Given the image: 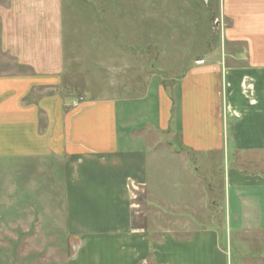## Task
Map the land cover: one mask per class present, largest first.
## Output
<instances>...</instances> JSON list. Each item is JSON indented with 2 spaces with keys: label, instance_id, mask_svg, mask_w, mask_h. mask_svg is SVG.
<instances>
[{
  "label": "crops",
  "instance_id": "crops-1",
  "mask_svg": "<svg viewBox=\"0 0 264 264\" xmlns=\"http://www.w3.org/2000/svg\"><path fill=\"white\" fill-rule=\"evenodd\" d=\"M77 35L109 54L93 92L65 85ZM0 158L53 162L67 264H228L203 181L220 168L222 230L264 239V0H0ZM172 165L185 221L151 206Z\"/></svg>",
  "mask_w": 264,
  "mask_h": 264
},
{
  "label": "rangeland",
  "instance_id": "rangeland-1",
  "mask_svg": "<svg viewBox=\"0 0 264 264\" xmlns=\"http://www.w3.org/2000/svg\"><path fill=\"white\" fill-rule=\"evenodd\" d=\"M78 12L73 10V17H68L71 26L76 27L78 23L79 25L85 23L83 19L86 15ZM88 22L91 23L89 16L86 23ZM79 38L80 35H77L68 39V59L72 61L70 64L66 62L65 85L76 93L93 92L96 88H101L100 83L108 85L107 74L101 77L102 73L99 70L104 66L109 67L110 62H107L109 54L105 52L103 53L105 55L96 56L95 51L99 50V47H93L91 40ZM97 57L100 60L104 57L105 59L96 64L94 60ZM185 65L186 63L158 64L166 71L174 69L175 75H179ZM94 69L95 72L92 71ZM130 75L111 81L123 83L125 86L133 82L129 78ZM134 87L136 88L135 85ZM150 91L154 92V85ZM187 161L191 168L196 166V159L193 156L190 155ZM52 165L53 162L51 163L49 159L0 158V264H67L69 254L63 231V208L58 194L59 185L50 180ZM173 166L175 167L172 165V168ZM176 169L178 170L176 173L168 174L167 169L163 168L162 181L157 188L159 198L153 197L151 206L165 218L185 221L188 217L184 210L173 212L170 206L195 207L198 195L190 176L183 175L178 168ZM199 175L203 177L201 173ZM206 179L207 182L203 181L205 185L211 182L213 188L212 197L207 196L206 209L213 215V225L221 229V242L229 256L228 264H264V239H258L250 232L247 239L237 240L234 235L229 236L226 230H222L223 184L220 168L215 169L212 176H206ZM160 224L169 226L171 223L165 221Z\"/></svg>",
  "mask_w": 264,
  "mask_h": 264
},
{
  "label": "trees",
  "instance_id": "trees-1",
  "mask_svg": "<svg viewBox=\"0 0 264 264\" xmlns=\"http://www.w3.org/2000/svg\"><path fill=\"white\" fill-rule=\"evenodd\" d=\"M170 144L173 145L176 151H180L181 149L184 148L183 144L180 141H178V138H176V140L174 141H171Z\"/></svg>",
  "mask_w": 264,
  "mask_h": 264
},
{
  "label": "built area",
  "instance_id": "built-area-1",
  "mask_svg": "<svg viewBox=\"0 0 264 264\" xmlns=\"http://www.w3.org/2000/svg\"><path fill=\"white\" fill-rule=\"evenodd\" d=\"M200 62H203V61H202V60H198V61H197V63H200ZM76 103H77V102H76ZM76 103H75V104H76Z\"/></svg>",
  "mask_w": 264,
  "mask_h": 264
}]
</instances>
